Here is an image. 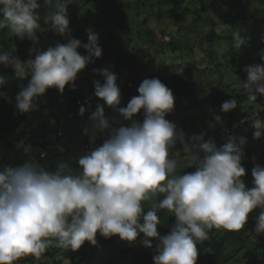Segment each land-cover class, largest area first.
<instances>
[{"label":"clouds","instance_id":"9594fccd","mask_svg":"<svg viewBox=\"0 0 264 264\" xmlns=\"http://www.w3.org/2000/svg\"><path fill=\"white\" fill-rule=\"evenodd\" d=\"M52 2L44 0L45 4ZM70 4L71 0H55L47 17L50 30L67 37V43L44 51L33 49L35 58L26 62L0 51V65L10 66L18 79L30 77L16 96L21 114L37 110L38 99L49 89L62 94L70 85L75 90L78 74L102 56L95 32L88 31L87 43L71 37ZM39 8L38 0H0V30L38 44ZM226 27L219 21L214 30L219 34ZM233 42L236 49L245 45L240 33ZM81 47L86 55L78 51ZM260 60L262 63L243 69L247 79L241 83L250 103L256 102L257 95L264 96V51ZM94 71L103 77V83L94 81V95L104 104H98L89 116L91 129L86 127L84 132L95 137L107 131L108 138L79 157L81 171L76 174L65 165L48 172L36 162L0 169V264H17L27 256L39 259L51 246L72 251L85 242L95 246L97 233L106 239L118 236L128 243L143 234L141 243L146 249L157 241L154 264H197V244L207 240L211 230L238 232L258 208L255 234L264 235V167L253 168L254 186L246 188L242 180L246 174L242 166L244 138L239 144L229 138L219 148L213 140L205 141L203 133L186 139L166 119L174 110V96L159 79L143 80L139 95L120 107L116 75L108 68ZM6 83L0 75V87ZM104 105L130 125L110 127ZM237 107L232 99L221 105V111L228 113ZM85 110L80 108L81 116ZM141 112L142 123L134 119ZM251 127L256 130L254 138L264 134V120L255 119ZM177 143L192 172L177 174L178 161L170 158ZM146 202H150L147 210ZM161 210L175 217L165 236L158 232Z\"/></svg>","mask_w":264,"mask_h":264},{"label":"rangeland","instance_id":"374dc122","mask_svg":"<svg viewBox=\"0 0 264 264\" xmlns=\"http://www.w3.org/2000/svg\"><path fill=\"white\" fill-rule=\"evenodd\" d=\"M38 2L41 20L54 10L55 0L51 5L45 4L44 0ZM136 2L137 0H71L72 4L68 6L71 30L75 35L80 34L83 39H87L89 30L98 34L102 56L94 59L78 74L75 90H72L70 85L65 86L62 94L55 88L47 90L46 94L38 99V108L35 111L21 114L16 108V96L21 86H27L30 77L18 79L10 66L0 65V75L7 80V83L0 87V169L36 162L44 169V165L51 168L52 173L62 165L67 166L72 174L81 171L79 157L101 146L109 135L106 131L93 137L91 132L89 134L84 132L86 127L91 129L89 116L96 110L98 104H104L90 92L94 81H103V77L94 70L108 68L115 74L117 67L120 72L115 74L116 83L121 91L120 107H126L132 97L139 95L137 89L143 80L159 79L174 96V110L166 119L175 124L177 130L185 134L186 139L203 133L205 141L213 140L217 148L221 147L222 141L216 137L215 131L223 126V117L230 120L231 114L237 108H242L243 111L253 108L254 113L263 111L264 98L261 96H257L255 103H250L246 98L245 102L238 104L235 110L228 113L222 112L221 106L204 103L207 98L216 99L219 93L235 95L236 92H246L241 83L247 79L243 69L249 65L262 63L260 53L264 51L263 0H173V2L140 0L135 5ZM186 8L190 11H186ZM195 10L198 11V15L194 14ZM178 15L180 17L177 21ZM219 21L228 27L218 34L214 29ZM45 23V26L41 25L38 30L39 42L36 45L32 42L26 61L35 58L33 49L44 51L48 45L54 47L57 43H67V39L55 42L50 34L48 19ZM206 27L208 31H205ZM177 28H180L178 36L182 43H186L192 51L171 53L168 48L164 50H157L154 47L143 48V62L119 63L117 56L130 51L133 44L137 47V38L141 33L145 35L151 30L165 31V43L169 44L171 40L168 39L172 38ZM236 33H240L245 40V45L240 49L234 46L233 38ZM10 35L7 30V36ZM81 48L78 49L79 52ZM0 51H3L1 44ZM146 68L148 70L143 73L141 79L127 81L129 76H136ZM187 68L196 72V93L177 97L172 88L171 77ZM80 89L86 95L83 105L94 97L93 108L84 107L86 110L83 116L80 115V111L72 116L70 96L78 93ZM104 110L110 127L130 125L129 121L123 120L107 105H104ZM143 118L141 112L134 119L141 122ZM259 119L264 120V117ZM4 127H8L9 131H5ZM255 131L249 124L242 127L241 132L233 137L237 144L240 138H244L246 143L243 151H248L249 159L255 161L256 165L264 167V134L256 139ZM231 133V129H224L221 132L223 144L228 142ZM57 135L59 137L56 140ZM44 142L48 144L45 150L42 148ZM89 142L94 146L88 147ZM170 158L178 161L177 174H185L192 169L187 167V162L183 158L181 144L177 143L175 149L170 152ZM242 180L245 183L244 177ZM149 206L150 202L144 205L146 210ZM260 211L259 208L255 209L253 216L258 217ZM226 233V230L220 229L215 234V240L221 241ZM107 239L115 241L112 247L105 245ZM107 239L97 233L96 245L88 243L85 249L84 264L91 259L92 254V258L98 260L99 264H151L143 258L145 251L141 243L144 239L143 234H140L133 243L122 241L118 236ZM261 245L264 246V235L255 234L249 242V248L260 249ZM82 248L72 251L51 246L39 259L27 256L18 261V264H70V255L76 253L79 258ZM240 248L239 241L227 242L224 258L229 264H241L238 260L242 258L246 261L250 259V253Z\"/></svg>","mask_w":264,"mask_h":264},{"label":"trees","instance_id":"16d2710c","mask_svg":"<svg viewBox=\"0 0 264 264\" xmlns=\"http://www.w3.org/2000/svg\"><path fill=\"white\" fill-rule=\"evenodd\" d=\"M140 0H137L136 4L139 3ZM163 2H173V0H161ZM264 1V0H263ZM49 11V10H48ZM186 11H190L189 8H186ZM50 13L47 14V16ZM195 15H198V11H194ZM179 15L177 16V21L179 20ZM240 18V17H238ZM47 17H44V19L40 20L41 25L45 26V20ZM70 28V26H69ZM180 28H177L174 31V35L171 36L172 38L171 43L167 44L165 43V31L164 32H157L156 30H151L150 32L146 33H141L138 36L137 40V47L133 44L132 48L130 51L125 53L124 55H119L117 56L119 63L126 61L130 62L133 61L134 63L136 62H143L144 57H143V48L149 49L151 47L157 48V50H164L165 48H168L171 53H178V52H183L184 50H191L192 48L189 47L186 43H182V39L178 36ZM71 32V37L79 39L82 43H87V39L81 38L80 34H74L73 31L70 28ZM52 39L55 40V42H60L64 41L67 39V37H62L54 32H50ZM0 44L3 47V51H6L9 53L11 58H17L19 60H24L26 61V57L29 55L30 50L32 48V41L28 40L27 38L21 40L14 35L7 36V29L0 30ZM210 39L211 37L208 36ZM202 44L203 40H202ZM51 47V45H48L45 47V50L47 48ZM81 55H86L87 53L83 48L80 50ZM133 63V64H134ZM250 66V65H249ZM133 70V69H132ZM148 69H142L136 76H129L127 81H132V80H138L142 78V75L144 72H146ZM115 74L120 73L117 69L115 68ZM103 83V81L101 82ZM171 83H172V88L177 97H186L190 96L192 94L196 93V72L195 70L191 68H187L183 70L180 73H176L171 77ZM68 91L73 92L71 89H68ZM91 93L95 92L94 85L91 86L90 89ZM84 91L80 89V91L76 94H72L70 96V101L72 102V108L73 111L70 112V115H76V113L79 112L80 108L83 107H88L93 108L92 102L95 97L87 101L86 105L84 103V98H85ZM260 96V95H257ZM264 98V96H261ZM247 98V93L240 91L236 92L235 95L232 94H223L219 93L216 97V99L212 98H207L205 99L204 103H211L215 104L218 106H221L225 101L235 99L237 101V104L245 102ZM253 108H249L248 111H243L242 108H237L234 113L231 114V119H227L226 117H223L222 122L223 126L225 125L226 127L224 128L223 126L218 128L215 132L216 137L222 141L221 147L224 145L223 143V135L221 132L224 129H231L232 133L229 135V137H233L236 134L240 133L242 130V127H246L249 124H251L252 121H254L257 118L264 117V109L263 111L254 113ZM1 117V113H0ZM143 122V120L141 121ZM5 131H9L8 127L3 128ZM58 130V125L57 129ZM58 135L56 136V140L58 139ZM48 144L47 142H44L42 145L43 150L47 148ZM93 147L94 145L92 143H88V147ZM44 153H41V155ZM242 166L246 170V174L244 176V181H245V186L248 189H251L253 185V176H252V170L256 166V162L252 161L249 159V154L247 150H244V158L242 160ZM194 169H190L186 173L192 172ZM185 173V174H186ZM255 210H253L254 212ZM253 212L250 213L248 222L245 225L244 229L238 231V232H228L224 235L223 239L221 241H216L215 240V234L217 231L220 229H213L209 232V238L203 242H200L197 244L198 250H199V255L197 258V264H229V261L224 258V251L226 248V244L229 241H239L241 242V248L240 250H247L250 253V259L245 260L244 258L238 260L241 262V264H264V246L261 245L260 249H250L249 248V242L255 235V227H256V219L257 217L253 216ZM161 224L158 226V232L160 233L161 236H165L169 233L170 229L175 223V217L172 216L170 212L167 210H161L158 213ZM105 239V238H104ZM89 242H85L81 247L82 250L80 251V257L78 258L76 253H72L70 255L71 263L70 264H84L83 262V256L85 254V249L87 248ZM115 241L112 240H106L105 245L107 247H112L114 245ZM153 248L152 249H146L144 251L143 258L153 264V257L156 255V244L157 241L153 240L152 241ZM44 253L43 255H45ZM48 255H52L50 253H47ZM42 255V256H43ZM93 254L91 255V259L85 263V264H99L98 260L92 258ZM207 260V261H206ZM206 262V263H205ZM18 264V262H17Z\"/></svg>","mask_w":264,"mask_h":264},{"label":"built area","instance_id":"2783aa9c","mask_svg":"<svg viewBox=\"0 0 264 264\" xmlns=\"http://www.w3.org/2000/svg\"><path fill=\"white\" fill-rule=\"evenodd\" d=\"M165 38H166V37H165ZM169 40H170V39H168V41H169ZM44 167H45V170H46V171H48V172H51V168H49V167H48V168H46V166H45V165H44Z\"/></svg>","mask_w":264,"mask_h":264}]
</instances>
